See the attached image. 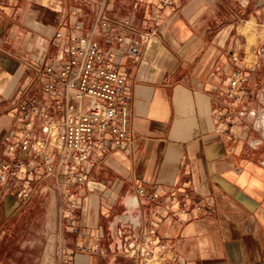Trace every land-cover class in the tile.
Segmentation results:
<instances>
[{"label": "crops", "instance_id": "1", "mask_svg": "<svg viewBox=\"0 0 264 264\" xmlns=\"http://www.w3.org/2000/svg\"><path fill=\"white\" fill-rule=\"evenodd\" d=\"M248 1L0 0V161L12 160L4 138L24 136L16 97L53 98L42 92L36 68H60L67 41L57 47L53 38L77 22L104 52L119 50L114 66L127 78L136 138L98 156L74 218L60 214L64 164L59 186L43 170L29 176L24 168L0 185V264H137L121 252L116 230H137L153 212L137 195L141 187L187 193L206 208L180 213L179 202H169L158 210L157 239L172 249L165 258L264 264V124L257 120L264 114V39L255 0ZM151 29L133 63L118 38L136 42ZM237 69L249 78L247 111L229 119L226 89ZM22 187L31 189L25 202L17 198ZM81 244L104 253L77 251Z\"/></svg>", "mask_w": 264, "mask_h": 264}, {"label": "built area", "instance_id": "2", "mask_svg": "<svg viewBox=\"0 0 264 264\" xmlns=\"http://www.w3.org/2000/svg\"><path fill=\"white\" fill-rule=\"evenodd\" d=\"M171 1L159 0L162 6H167ZM237 1L245 5L249 3L248 0ZM255 3L261 17L257 26L264 39V0H255ZM99 22L104 28L109 25L105 15L100 16ZM82 28V23L77 22L66 35L62 32L55 34V46L60 47L63 40L67 41L66 60L57 71L52 65L36 68L42 78V92L52 94L53 98L43 101L34 97L24 101L21 94L16 97L19 100L18 109L23 114L24 136L21 139H13L12 136L4 138L2 148L12 160L0 161V185L6 184L11 176L24 168L29 176H35L43 170L45 176L54 178L59 186L60 167L66 165L68 186L62 189L63 204L60 209L64 220L76 216L79 190L88 182V169L95 166L98 156L109 145L130 146L136 142L131 133L132 99L127 90V78L114 66L119 50L104 52L97 40L80 33ZM154 34L151 29L140 34L139 41L128 42L124 37H119L118 41L135 63ZM231 58L233 62H238L237 55L231 54ZM248 80V76L240 69L231 72L226 89L231 105L227 118L235 114L240 117L245 115ZM38 121L40 131L36 129ZM54 129L57 130L56 135ZM50 147L54 150H50ZM30 195L31 189L22 187L18 190L17 198L25 202ZM137 195L151 204L154 210L137 230L126 226L117 228L121 252L137 264H175L176 254L165 258V253L172 249L167 243L158 241L153 219L157 217L158 210L169 202H179L180 213L192 208L206 211V208L194 204L189 194L178 191L161 193L141 187ZM77 230L72 228L73 232ZM77 251L104 253L97 245L85 244L77 246Z\"/></svg>", "mask_w": 264, "mask_h": 264}, {"label": "rangeland", "instance_id": "3", "mask_svg": "<svg viewBox=\"0 0 264 264\" xmlns=\"http://www.w3.org/2000/svg\"><path fill=\"white\" fill-rule=\"evenodd\" d=\"M249 81V80H248ZM244 105H245V101H244ZM257 120L259 121H261L262 122V124L264 123V114H261L260 116H259V118H257ZM260 122V123H261ZM54 134L56 135L57 134V130L56 129H54Z\"/></svg>", "mask_w": 264, "mask_h": 264}, {"label": "bare ground", "instance_id": "4", "mask_svg": "<svg viewBox=\"0 0 264 264\" xmlns=\"http://www.w3.org/2000/svg\"><path fill=\"white\" fill-rule=\"evenodd\" d=\"M264 121V120H263ZM264 124V123H263Z\"/></svg>", "mask_w": 264, "mask_h": 264}]
</instances>
